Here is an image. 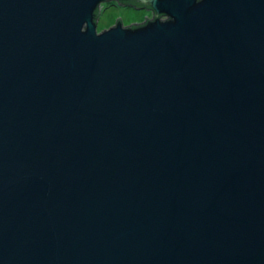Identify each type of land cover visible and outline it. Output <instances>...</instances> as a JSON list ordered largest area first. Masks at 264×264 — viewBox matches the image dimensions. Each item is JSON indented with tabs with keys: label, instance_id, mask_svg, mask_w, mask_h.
<instances>
[{
	"label": "water",
	"instance_id": "1",
	"mask_svg": "<svg viewBox=\"0 0 264 264\" xmlns=\"http://www.w3.org/2000/svg\"><path fill=\"white\" fill-rule=\"evenodd\" d=\"M113 1L0 0V264H264V0Z\"/></svg>",
	"mask_w": 264,
	"mask_h": 264
},
{
	"label": "rangeland",
	"instance_id": "2",
	"mask_svg": "<svg viewBox=\"0 0 264 264\" xmlns=\"http://www.w3.org/2000/svg\"><path fill=\"white\" fill-rule=\"evenodd\" d=\"M97 18V31L108 29L116 24L119 18L123 26L132 24H140L145 21L148 16V11L144 9L138 10L132 6H122L115 2H104L100 5ZM153 17V16H152ZM165 19L161 17V20Z\"/></svg>",
	"mask_w": 264,
	"mask_h": 264
},
{
	"label": "flooded vegetation",
	"instance_id": "3",
	"mask_svg": "<svg viewBox=\"0 0 264 264\" xmlns=\"http://www.w3.org/2000/svg\"><path fill=\"white\" fill-rule=\"evenodd\" d=\"M132 1L133 0H130L129 2H126V3H118V2H115L116 4H119V5H124V6H129V5H134V6H136V8H138L139 7V9L138 10H142V9H144L145 11H148V16H147V18L146 19H151L152 18V16H153V13H152V11H150V10H148V9H146V8H143L142 6H140V5H136V4H131L132 3ZM114 2V1H113ZM141 24V23H140Z\"/></svg>",
	"mask_w": 264,
	"mask_h": 264
},
{
	"label": "trees",
	"instance_id": "4",
	"mask_svg": "<svg viewBox=\"0 0 264 264\" xmlns=\"http://www.w3.org/2000/svg\"><path fill=\"white\" fill-rule=\"evenodd\" d=\"M133 7H135V8H136V6H133ZM136 9H138V8H136Z\"/></svg>",
	"mask_w": 264,
	"mask_h": 264
}]
</instances>
